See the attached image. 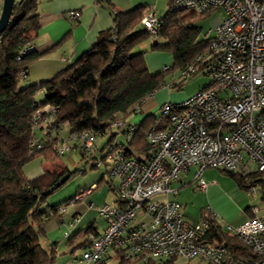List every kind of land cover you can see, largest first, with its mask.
Instances as JSON below:
<instances>
[{
	"label": "built area",
	"instance_id": "2783aa9c",
	"mask_svg": "<svg viewBox=\"0 0 264 264\" xmlns=\"http://www.w3.org/2000/svg\"><path fill=\"white\" fill-rule=\"evenodd\" d=\"M170 10L223 14L221 22L207 31L208 52L180 73L183 80L198 63L207 62L213 76L211 87L183 102L161 107L169 125L167 129H151L147 133L146 139L153 147L150 157L126 156L122 145L116 143L120 136L127 142L133 141L135 128H128L122 120L112 124L111 129L117 134L108 142V131L73 133L69 122L62 124L56 154L63 157L74 149L83 155L90 169L104 166L115 198L114 203L98 208L105 229L99 234L87 233L85 250L72 255L66 264H99L113 249L122 250L126 259L146 264L162 259L237 264L224 245L203 240L213 224L221 225L212 209L199 224L191 225L176 200L151 201L157 195H177L173 184L193 169L192 185L200 191L209 186L203 178L204 171L219 169L244 177L248 195L261 198L259 184L255 182L264 174V0H173ZM69 16L78 19L80 13L72 12ZM161 22L154 10L142 19L145 31L154 41L159 38ZM34 51L35 46L29 45L21 53L29 55ZM171 70V66L163 68L166 72ZM28 73L27 69L22 71L20 79L26 80ZM42 94L40 88L39 102ZM140 108L141 105L135 106L137 112ZM58 111L55 107L47 110L39 106L34 114L36 128L52 124ZM33 146L44 147L38 140ZM99 152L102 156L96 157ZM84 172L80 170L79 174ZM96 189L97 184L78 195L85 197ZM60 211L64 213L66 207ZM250 213L251 217L241 225H227L226 230L257 255L249 264H264V205H252ZM78 220L74 215L69 226L74 227Z\"/></svg>",
	"mask_w": 264,
	"mask_h": 264
},
{
	"label": "trees",
	"instance_id": "16d2710c",
	"mask_svg": "<svg viewBox=\"0 0 264 264\" xmlns=\"http://www.w3.org/2000/svg\"><path fill=\"white\" fill-rule=\"evenodd\" d=\"M100 1L112 7V0ZM172 2L170 0L168 13L162 19L157 41L144 27L143 30L138 29L144 17L142 9L125 14L113 11L114 26L99 35L95 47L51 80L22 87L21 72L29 70L41 57L36 51L29 55L21 53L23 48L32 45L38 33L39 0L16 1L11 21L0 37V264H57V244L49 241L45 226L53 220L62 223L61 208L70 204L77 195L52 207L47 202L49 196L60 188L57 183L61 178L66 174L72 177L80 170L72 172L64 167L59 173L56 166V169H46L42 177L30 180L26 177L25 167L36 158L51 164L57 162L59 156L56 148L64 122H69L73 133L108 131V142L113 141L117 134L111 129L112 124L122 120L128 128H135L132 142L125 141L123 137L120 141L126 156L150 157L153 147L146 139L147 133L151 129H167L169 121L162 114L160 118L150 115L140 124L131 125L129 118L137 113L135 106L142 105L147 97L165 86L168 74H178L170 87L179 89L197 75L209 74L208 63H198L194 72L180 80L181 71L198 56L208 52L210 40L201 38L202 30L197 22L213 11L206 14L177 13L170 10ZM150 37L154 41L152 50H164L173 55L170 72L163 69L152 72L149 69L145 52L139 46ZM160 38L165 40L164 45L158 44ZM210 87L209 84L204 89ZM40 88L43 94L39 102ZM39 106L59 110L56 120L48 125L57 130L56 136H39L38 132L45 130L37 129L34 124V114ZM35 140L44 147L38 149L33 146ZM95 169L98 168L92 170ZM226 173L246 190L244 177ZM255 183L259 184L260 203L264 205V174ZM100 184H97V188ZM89 232L99 234L93 226L86 234ZM75 240L71 239L70 244ZM203 240L224 245L237 264H249L257 259L249 246L227 230L224 231L221 225L213 224L204 233ZM85 248L82 241L72 254ZM176 261L166 259L160 264H175ZM138 262L142 261L126 259L122 250L113 249L99 264ZM149 264L157 262L150 261Z\"/></svg>",
	"mask_w": 264,
	"mask_h": 264
},
{
	"label": "crops",
	"instance_id": "0c3cea01",
	"mask_svg": "<svg viewBox=\"0 0 264 264\" xmlns=\"http://www.w3.org/2000/svg\"><path fill=\"white\" fill-rule=\"evenodd\" d=\"M169 3L170 0H112L111 7L105 1L100 0H39V30L36 38L31 44L35 46L37 54L41 55V57L29 68L28 77L26 80L22 81L21 86L27 87L51 80L59 72L74 64L82 55L95 47L99 35L110 30L114 26L113 11L125 14L140 8L144 11L145 15L150 10H154L158 17L163 19L168 13ZM2 8L0 10V17ZM72 12H79L80 18L74 19L70 17L69 14ZM221 19L222 16L215 17L213 19L214 23L212 28L217 26L221 22ZM138 29L143 30L142 22ZM201 38L208 39L207 32L204 36L201 35ZM153 44L154 41L150 37L149 44H145L144 42L140 45L141 50L145 52V59L149 69L152 72H159L162 71L164 67L172 66L174 62L173 55L164 50H152L151 47ZM158 44L164 45L165 40L160 38ZM173 76H176L173 79L176 80L178 74L176 73L172 75V77ZM168 77L171 78V76ZM157 93L158 92H155L143 101L140 111L135 114V118L129 121V124L138 125L147 116L155 115L157 110L161 111V107L164 104L173 103V94L171 92L168 94L165 101L160 100V97H157ZM56 131L57 130L54 127L51 129L46 125L45 130H41L38 133L40 137L45 136V134L56 136ZM27 166L25 167V173L26 177L30 180L42 177L46 170L45 166L42 164ZM207 170L204 171L203 178L209 183V186L205 191L199 190L205 195L204 201L205 204H207L205 208L202 209L201 221L206 215H208L207 213H209L211 209L215 212L218 218L220 214H224V211L222 210L224 205L231 204L230 206H232L233 204L235 210H233L234 213L230 214L229 219H235L238 214L241 215L242 211H244L243 219L233 227L241 225L251 217L248 208L250 209V207L255 204H252V202H249L246 199H242L238 194H228L219 187L217 181L210 179L207 180L204 177ZM219 171L224 172L223 170ZM194 172L195 170L193 169L190 172L183 174L182 177L173 184V188L177 189L178 193L175 196L172 194L169 195L168 197H170V199L175 200L182 189L188 186H193L192 180ZM95 184L99 183H93L91 186ZM100 187L101 184L99 188ZM94 191L88 194L83 200L93 195ZM244 191L247 192L246 190ZM114 201L115 198L108 204H112ZM69 205L66 206V211L64 213L61 214L60 212L62 215V223L66 224L68 227L66 230L68 236L64 234L63 237L58 238L56 234L51 235V231L53 232L61 226L58 220L50 221L45 226L49 241L57 244V264H66L69 262L72 255L81 254V250L75 251L74 254H72V251L79 243L84 241L86 231L90 227H95V229L98 230V233H101L106 227L104 220L102 224L97 223L98 207L95 205L93 207L90 205V209H95L94 212L92 210H86L83 211V213L76 210V204ZM74 215H77L79 220L74 224V227L69 226L71 218ZM187 221L189 224L193 225L189 219H187ZM221 228L226 231V227H223L222 224ZM71 239H76L72 245L70 244ZM165 260L166 259L159 260L157 261V264L164 263ZM176 263L184 264L185 262L177 260Z\"/></svg>",
	"mask_w": 264,
	"mask_h": 264
},
{
	"label": "rangeland",
	"instance_id": "374dc122",
	"mask_svg": "<svg viewBox=\"0 0 264 264\" xmlns=\"http://www.w3.org/2000/svg\"><path fill=\"white\" fill-rule=\"evenodd\" d=\"M16 1H20V0H16ZM2 4H3V0H0V10L3 6ZM222 15L223 14L220 11H214L210 15L202 17V19H200L197 22L198 26L202 30L201 35L204 36V34L210 28L213 27V23H214L213 19L215 17ZM149 43H150V38L145 41V44H149ZM172 75L174 74L167 75V76H171V78L167 77L166 85L157 91L158 92L157 97L158 98L160 97V100L162 101H165L168 94L171 92L173 94L172 97L173 103L183 102L186 99H188L190 96H192L194 93L208 86L213 79V76L211 74L201 73L196 77L192 78L191 80H188L184 85V87L182 89H179V88L170 87L172 80L174 79V77H176V76L172 77ZM155 116H158V118H160L161 111L157 110ZM135 117L136 115L133 114L132 116H130L129 121H131ZM121 140H123L122 137H118L116 143H120ZM98 156L101 157L102 153L99 152L96 157ZM35 164H39V165L42 164L43 166H45L46 169H56L55 167L57 166L58 169L56 170L59 173L63 171L64 167L68 168L72 172H76L79 170L82 171L86 170L85 174L74 173V175L69 179L67 183L62 185L60 188H58L54 193H52L49 196L47 204L50 207L65 203L66 201L73 198L75 195H78V193H81L83 190L89 189L93 183H99V182H101V187L95 191L93 190L94 191L93 195H91L89 198L87 197L85 200L83 199L88 194H86L85 197H81V195H78L76 197L80 196V198L77 199L76 201L75 199L70 201V205L76 204L77 206L76 210L79 211L80 213H83V211L86 210H92L94 212L95 209L93 208L90 209L91 204H94L96 207L99 208L106 203L107 204L110 203L114 199V195L108 185V180L105 177L104 166L95 170L90 169L89 166L86 164V161L83 160L78 150L72 149L65 156L59 157L55 164L45 162L44 159L42 158H36L33 161H31L28 166L30 165L33 166ZM204 177L207 180L210 179L217 181L219 187L230 195L238 194L242 199H246L249 202H252V204L261 205L260 198L249 197L247 192H245L244 189H241L236 183V181L225 172L216 169H208ZM104 178L105 180H103ZM167 199H170V197H168L165 194L157 195L154 198H152L151 202L166 201ZM175 200L182 205L183 215L186 220L189 219V221L192 222L193 225L194 224L196 225L197 223L201 222L202 209H204L205 206L207 205L205 204L204 201L205 195H203L202 192H200L194 186H188L180 191V194L176 197ZM230 205L231 204L224 205L222 207L224 214H220L218 216V219L220 220L223 227H226L227 225L230 226L237 225L243 219L244 211H242L241 215L238 214L235 219L234 218L233 220L229 219L230 214L234 213L233 210H235V208H233L234 205L233 204L232 206ZM98 208H97V212H98ZM139 213L140 212H138V215ZM97 217H98L97 223L102 224L103 219L99 215H97ZM60 225H61L60 227H58L56 230L53 231L54 233L51 231V235L56 234L58 238L63 237L68 227L66 226V224L63 223H60ZM138 264H145V263L142 261L141 263ZM190 264H199V262L192 261L190 262ZM201 264H206V263H201Z\"/></svg>",
	"mask_w": 264,
	"mask_h": 264
},
{
	"label": "water",
	"instance_id": "95a60500",
	"mask_svg": "<svg viewBox=\"0 0 264 264\" xmlns=\"http://www.w3.org/2000/svg\"><path fill=\"white\" fill-rule=\"evenodd\" d=\"M16 3V0H3V8L0 17V37L7 29L13 14V7ZM70 174H66L61 180L57 183V187L64 185L69 179Z\"/></svg>",
	"mask_w": 264,
	"mask_h": 264
}]
</instances>
